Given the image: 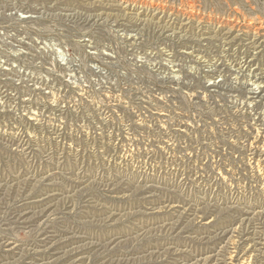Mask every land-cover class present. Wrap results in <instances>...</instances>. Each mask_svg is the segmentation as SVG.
<instances>
[{"label": "rangeland", "instance_id": "rangeland-1", "mask_svg": "<svg viewBox=\"0 0 264 264\" xmlns=\"http://www.w3.org/2000/svg\"><path fill=\"white\" fill-rule=\"evenodd\" d=\"M116 263L264 264V0H0V264Z\"/></svg>", "mask_w": 264, "mask_h": 264}, {"label": "bare ground", "instance_id": "bare-ground-1", "mask_svg": "<svg viewBox=\"0 0 264 264\" xmlns=\"http://www.w3.org/2000/svg\"><path fill=\"white\" fill-rule=\"evenodd\" d=\"M25 64V63H24ZM252 93V92H251ZM75 263V262H74ZM117 264V263H116Z\"/></svg>", "mask_w": 264, "mask_h": 264}]
</instances>
